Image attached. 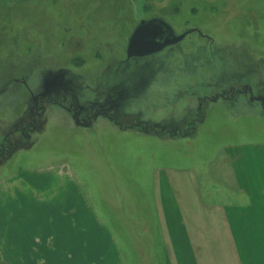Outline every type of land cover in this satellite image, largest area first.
Masks as SVG:
<instances>
[{
	"label": "rangeland",
	"instance_id": "1",
	"mask_svg": "<svg viewBox=\"0 0 264 264\" xmlns=\"http://www.w3.org/2000/svg\"><path fill=\"white\" fill-rule=\"evenodd\" d=\"M151 18L177 35L194 32L152 58L127 60L129 36ZM56 71L99 86L97 93L116 78L117 88L128 84L120 113L131 117L120 119L122 128L99 118L83 129L47 106L40 127L23 140L19 133L36 112L32 98L42 78ZM248 88L254 96L264 93V0H0V150L7 141L18 143L0 163L5 250L18 231L58 237L56 219L72 210V220L80 216L72 224L74 264H169L161 243L146 246L147 235H161L159 214L150 192L136 191V173L193 169L203 201L224 206L236 190L227 156L243 153L253 170L257 159L264 163V109L234 101ZM247 178L255 187L253 176ZM66 197L77 202L61 203ZM21 216L40 224L23 225Z\"/></svg>",
	"mask_w": 264,
	"mask_h": 264
},
{
	"label": "crops",
	"instance_id": "2",
	"mask_svg": "<svg viewBox=\"0 0 264 264\" xmlns=\"http://www.w3.org/2000/svg\"><path fill=\"white\" fill-rule=\"evenodd\" d=\"M227 162L230 183L236 190L231 191L234 197L224 206L203 201L199 175L193 169L161 167L150 171L149 177L145 170L136 173L139 182L135 184L136 191H149L153 198L151 203H156L159 214L161 235L158 238L156 234L147 235V248L154 246V242L161 243L169 264H264V169L260 168L264 163L257 159L256 170H253L251 161L241 152L227 156ZM249 175L253 176L255 187L248 180ZM120 193L116 191L118 196ZM27 202L35 201L22 198L21 203ZM64 202L76 203L77 200L66 197L61 203ZM68 215L70 217L56 219L58 237L39 229L30 237L18 231L8 240L10 244L12 239H17L8 250L0 239V257H3L0 264H58V259L74 264L70 250L74 248L73 238L77 233L72 231V224L80 216L72 220V210ZM20 220L23 225L40 224L32 216L30 219L23 216ZM82 255L85 261L89 260L90 249ZM10 257H19L17 263ZM26 257L30 258V263H25ZM33 257H51L52 261L34 262Z\"/></svg>",
	"mask_w": 264,
	"mask_h": 264
},
{
	"label": "flooded vegetation",
	"instance_id": "3",
	"mask_svg": "<svg viewBox=\"0 0 264 264\" xmlns=\"http://www.w3.org/2000/svg\"><path fill=\"white\" fill-rule=\"evenodd\" d=\"M192 32H194V30H191L185 33H187L188 35ZM174 46H171V47H174ZM167 48H170V47H167ZM154 56H150L146 58L149 59ZM133 59H145V58H130L127 60H133ZM115 80H117V78ZM115 80H113V82L108 83L111 90L100 86L101 89L103 90L101 93H97L96 90L98 91L99 86L94 85V87H91V86L85 85L84 80L80 79L74 74L70 75L65 71H56V73L48 72L42 78V83L40 85L39 92L36 94L35 97L32 98L33 103H34V111H36L35 113H33L32 122L29 123L26 127L23 125L24 128H27L26 130L27 132H25V130L21 131L22 133L21 132L19 133L20 137L23 140L29 139L31 135L37 131V129L40 127L42 123V119H43L47 106L50 107L51 109H58L60 111H64L68 113L71 120L74 121L75 125L83 129H87L88 127H90L92 125L91 123L97 121L99 118H102V119L104 118L106 120L112 121L115 126L122 128V123L120 119L131 117L129 115H122L120 113L121 111L120 109L122 107L121 103L124 97L126 95H129L127 94L129 93V91L126 88L128 84L123 86L120 81L119 88H117ZM95 83H97V81ZM248 89L249 90L247 92L240 93V91H238L236 94V97L237 98L239 97V98L234 101H237L240 98H242L249 103L258 104L259 107L263 110L264 109V95H263L264 93L254 96L252 91H250L251 89L250 88ZM219 90H220V94L221 93L223 94V92H225V90L218 89V91ZM83 92H85V95H83ZM251 93L253 95L252 97H251ZM215 94L217 95L218 93H215ZM222 96H223L222 99L226 101H228L230 98V97L225 98L224 95ZM217 99H221V98H217ZM201 108H202L201 103L198 102L196 111H199ZM198 117L199 116H197V118ZM24 122H25L24 120L20 121L19 124L24 123ZM133 123L136 124L137 122L133 120ZM123 127L132 128L131 125L129 126L125 125ZM160 128L163 129V131H161L162 134H167L168 137H173V135H168L169 131L165 129V127H160ZM188 128L191 131H194L195 124L193 123L189 125ZM17 131H20V130H17ZM177 131H180V130H177ZM188 133L189 132H184V135H188ZM175 134H176V131L174 130V135ZM17 146H18L17 142L7 141V146L0 150V163L2 159L10 156L11 153L15 150V148H17Z\"/></svg>",
	"mask_w": 264,
	"mask_h": 264
},
{
	"label": "water",
	"instance_id": "4",
	"mask_svg": "<svg viewBox=\"0 0 264 264\" xmlns=\"http://www.w3.org/2000/svg\"><path fill=\"white\" fill-rule=\"evenodd\" d=\"M187 33L177 36L172 27L160 18L141 21L128 38L126 57L146 58L181 42Z\"/></svg>",
	"mask_w": 264,
	"mask_h": 264
}]
</instances>
